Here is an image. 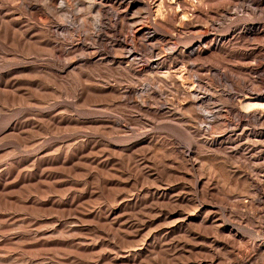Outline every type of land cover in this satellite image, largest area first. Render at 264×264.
Instances as JSON below:
<instances>
[{
	"label": "rangeland",
	"instance_id": "rangeland-1",
	"mask_svg": "<svg viewBox=\"0 0 264 264\" xmlns=\"http://www.w3.org/2000/svg\"><path fill=\"white\" fill-rule=\"evenodd\" d=\"M0 264H264V0H0Z\"/></svg>",
	"mask_w": 264,
	"mask_h": 264
}]
</instances>
